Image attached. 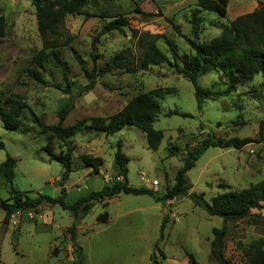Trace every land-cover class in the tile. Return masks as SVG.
<instances>
[{"label": "rangeland", "instance_id": "1", "mask_svg": "<svg viewBox=\"0 0 264 264\" xmlns=\"http://www.w3.org/2000/svg\"><path fill=\"white\" fill-rule=\"evenodd\" d=\"M53 2L55 0H47ZM197 0H88L81 9L90 17L68 15L63 31L71 42L58 49L66 68V79L74 83L69 95L87 85L84 71L110 64L121 51L133 61L139 59L147 36L156 37L157 48L168 64L149 66L133 74L115 70L96 78L92 90L74 102L64 126H76L71 138L74 145L71 172L63 179L64 169L44 152L50 142L56 156L62 150L50 134L41 135L34 118L50 126L57 124V112L68 101L61 69L49 58L39 71L43 83L28 73L32 60L42 48L37 32L35 9L31 0H0L4 35L0 38V99L17 94L24 99L19 129L5 130L0 123V164L6 155L16 161L13 187L28 198H56L63 189L67 204L97 192L105 185L122 182L113 161L120 142L128 157L127 182L133 187L150 189L162 196L174 184V177L188 153L196 151L207 138L249 139L239 150L208 148L186 173L188 194L203 195L210 202L217 194L240 191L264 179V76L257 74L226 95L204 101L197 109L194 89L173 68L177 62L170 45L179 56L192 54L186 38L192 39L190 15L198 11L201 27L199 43L220 35L237 17L264 8V0H228L224 17L196 7ZM123 17L127 27L94 38L111 20ZM170 43L168 45L167 43ZM48 52L46 51L45 54ZM202 90L224 92L227 78L219 71L198 80ZM153 92L160 108L153 127L163 134L159 148L147 147L144 133L128 126L106 136L89 129L90 118H107L121 110L134 96ZM178 115L166 117L168 112ZM185 115V116H183ZM263 126L262 135L260 128ZM103 159L93 173L80 160L82 155ZM10 199L0 178V202ZM85 213L76 221L70 211L43 202L36 211L17 212L4 223L0 209V264H74L75 244L82 248L85 264H216L210 255L212 230L223 220L209 217L185 197L163 204L149 196L120 194L109 200L85 204ZM107 213V221L97 217ZM251 214L264 218L262 209ZM164 222V227L161 225ZM162 228V230H161ZM225 257L229 264H246L245 251L255 241L264 240V223L248 225L245 221L226 224Z\"/></svg>", "mask_w": 264, "mask_h": 264}, {"label": "trees", "instance_id": "2", "mask_svg": "<svg viewBox=\"0 0 264 264\" xmlns=\"http://www.w3.org/2000/svg\"><path fill=\"white\" fill-rule=\"evenodd\" d=\"M31 1L35 9L37 32L42 39V48L33 58L32 66L28 69V73L36 82L42 84L43 80L39 71H43L44 64L49 58L50 63L55 68L61 69L66 83V89L63 91L69 95L74 83L66 79V68L58 52L59 48L65 47L71 42V37L63 31V23L65 17L68 15L90 17L86 13H82L81 10L88 0ZM227 4L228 0H197L196 7L202 11L224 17ZM4 27V18L0 16V38L4 35ZM125 27H127L125 18L119 17L118 19L111 20L94 38V43L98 41V37L104 34L114 31L123 33ZM190 27L192 39L186 38V41L192 54L178 56L170 43L168 42L167 44L170 45V51L177 61L173 64L174 71L187 79L194 89V98L198 110L202 109L204 101L234 91L238 85L257 74L264 76V8L260 7L252 13L237 17L228 27L221 31L219 36L207 43H199L201 27L197 10L193 11L190 15ZM155 39L156 37L147 36L144 51L136 61H133L128 53L121 51L113 58L110 64L101 66L98 69L93 68L90 72L84 71L87 85L79 88L76 94L69 95L68 101L57 112L56 125L47 126L39 119L34 118L33 121L39 128L41 135L50 134L53 139H56L60 143L62 150L58 155L55 156L53 154L54 148L50 142L44 147V152L62 166L64 169L63 179L71 172L72 154L74 152L71 138L76 133V126H64L63 123L72 111L75 100L82 93L93 89L97 77H102L112 71L122 70L133 74L136 71H145L149 66L168 64V58L157 48ZM46 51L48 52L47 54H45ZM214 71L221 72L227 78L228 84L224 92L202 90L198 84L199 78ZM260 86L264 89V82ZM26 108L24 99L17 94H9L4 99H0V123L2 127L7 131L16 132L19 129L21 117ZM159 108L160 102L153 92L143 93L129 99L121 110L107 118H90L80 123L84 124L87 121L90 130L106 136L114 135L125 127L133 126L144 133L148 149L156 151L163 138L162 132L153 127ZM178 114L177 111H172L168 112L166 117ZM262 129L263 126L260 128L261 135ZM250 142L251 140L247 138H231L228 140L205 139L196 151L188 153L182 167L174 177L173 186L160 197H156L155 193L150 189L136 188L128 184L127 165L129 159L122 152V146L119 142L117 150L113 155V161L122 182L105 185L100 191L87 193L79 197L72 204L66 203V195L63 189H61L59 197L38 196L34 199L28 198L16 190L13 187L16 161L11 156L6 155L5 160L0 164V178L9 189L10 199L0 202V209L5 212L3 222L5 224L8 223L12 215L19 211H36L43 202L59 205L63 210L70 211L74 221H76L81 217L79 212L85 204H89L92 207L94 202L109 200L120 194L149 196L156 203L160 204L166 201H173L177 197L187 196L195 207L203 209L209 217H217L223 220V225L220 229L212 230L213 238L210 242V255L216 264H229L224 253L227 236L226 224L237 223L239 221H245L248 225L264 223L262 216L250 213L252 209H256L257 211L262 209V204L264 203V179L240 191L228 190L217 194L208 203L204 200L203 195L188 194L191 187L187 184L186 173L194 167V163L210 147L239 150ZM3 149L4 145L0 142V150ZM80 160L93 173H97L104 162L102 158L93 157L88 154L82 155ZM97 221L106 222L107 213L99 215ZM161 227H164V222ZM71 232V242L74 246V264H85L82 248L75 244L74 228ZM245 260L246 264H264V240L255 241L250 244L245 251ZM191 263L197 264L193 258H191Z\"/></svg>", "mask_w": 264, "mask_h": 264}, {"label": "water", "instance_id": "3", "mask_svg": "<svg viewBox=\"0 0 264 264\" xmlns=\"http://www.w3.org/2000/svg\"><path fill=\"white\" fill-rule=\"evenodd\" d=\"M87 210V207H84L82 210H81V213H85V211Z\"/></svg>", "mask_w": 264, "mask_h": 264}, {"label": "crops", "instance_id": "4", "mask_svg": "<svg viewBox=\"0 0 264 264\" xmlns=\"http://www.w3.org/2000/svg\"><path fill=\"white\" fill-rule=\"evenodd\" d=\"M115 169H117V168L115 167Z\"/></svg>", "mask_w": 264, "mask_h": 264}]
</instances>
